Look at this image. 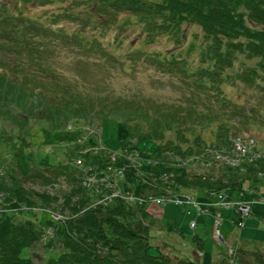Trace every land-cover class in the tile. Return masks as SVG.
Masks as SVG:
<instances>
[{
  "label": "trees",
  "instance_id": "obj_1",
  "mask_svg": "<svg viewBox=\"0 0 264 264\" xmlns=\"http://www.w3.org/2000/svg\"><path fill=\"white\" fill-rule=\"evenodd\" d=\"M68 1L0 2V149L24 148L31 140L32 126L44 125L49 132H62L92 115L117 121L126 134L120 140V152L112 159L105 150L79 154L83 147H76L71 157L67 154L65 164L50 166L45 161L47 169L39 175L36 189L26 188L20 180L29 176L32 159L24 162L21 154L15 155L10 169L0 173V264H33L23 258V251L47 238L34 222H16L9 211L18 209H47L60 219L51 225L52 241L44 245L55 253L44 264H203L153 245L144 222L146 207H160L154 200L169 198L179 186L205 188L214 194L224 191L232 200L242 201L238 196L243 195L250 203L264 199V153L259 154L254 147L238 158L235 166L216 159L218 155L236 158L234 140L248 139L243 133L235 135L239 131L235 119L243 118L244 110L224 95L222 84L230 80L227 71L239 65L232 81L254 87L264 96V0H70L65 7ZM20 6L61 8L54 13L46 10L45 20L51 24L44 25L8 15V10ZM123 14L143 25L149 41L168 35L178 42L184 26L195 25L201 30L200 67L195 75L196 86L208 93V102H201L206 110L203 115L186 109L182 117H175L161 107L152 115L141 113L139 104L134 108L127 102L94 100L54 69L52 55L59 42L73 41L72 45L103 52L107 57L95 37L91 43L82 40L98 17L114 24ZM82 16L87 17L85 22L75 23ZM60 17L79 25L78 33L68 35L53 29ZM5 52L13 58L4 56ZM255 114L263 121L262 109ZM201 126L215 127L211 142L202 132L195 133ZM170 130H174L176 142L166 138ZM137 151L140 161L132 156ZM142 152L156 154L146 157ZM146 159L151 161L145 163ZM197 169L202 172L197 173ZM94 175L128 183L91 190L84 180ZM259 206H254L252 219L258 217L264 223V208ZM233 253L232 249V254L227 252L229 256L224 258L218 253L221 258L217 264H250L244 258L237 262Z\"/></svg>",
  "mask_w": 264,
  "mask_h": 264
},
{
  "label": "rangeland",
  "instance_id": "obj_2",
  "mask_svg": "<svg viewBox=\"0 0 264 264\" xmlns=\"http://www.w3.org/2000/svg\"><path fill=\"white\" fill-rule=\"evenodd\" d=\"M69 3L70 0L64 4L65 7ZM18 8L17 10H8V15L15 18L31 19L38 24L50 25L51 21L45 20L46 13L44 14V12L46 10L57 12L61 6L44 8L20 6ZM113 18L115 19L114 16ZM81 19L75 23L85 22L87 17L82 16ZM57 20L59 22L53 27L55 30H63V33L66 32L68 35L78 33L80 30V26L74 24L70 18L60 17ZM97 20L94 27L90 25V30L86 31V39H83L82 42L91 43L95 37L96 41L102 44L107 57L103 52L89 51L85 47L81 49L77 45H72L73 41L70 44L59 42L52 55L54 69L73 83L81 93L94 100L101 99L102 102L105 101L104 103L110 101L109 104L122 101L129 103L134 108L139 104L143 110L141 113H151L152 115H154L153 111L160 107L161 111L164 110L175 117H182L186 109L200 111L202 115L205 113L206 110L201 106V102L203 105L208 102L206 100L208 93L196 86L195 71L200 67L199 42L202 38L201 30L197 26H184L181 32L182 37L178 42L168 35H161L159 38L149 41L146 39L143 25L130 15L118 16L114 24L105 22L103 18L99 17ZM38 34L42 39L41 32ZM36 41L41 42L37 39ZM5 53L4 56L7 58H13L8 52ZM1 57H3L2 53H0ZM238 71L239 65H236L233 70L227 71L226 75H229L230 80L222 84L224 95L244 110L242 120L235 119L234 125L239 128L235 135L243 133L244 137L252 139L254 143L251 149L256 147L258 153L263 154L264 118L262 121L255 112L257 109L264 111V96L254 87L240 81H232V76ZM194 113L198 115L197 112ZM195 131V133L202 132L205 138L211 142L214 138L215 127L201 126L197 127ZM30 133L31 140L24 148L16 151L5 147L0 149V173H5L10 169L17 153L21 154L20 160L24 162L29 157L33 161V164L30 165V174L20 180L23 181L26 188L36 189L40 185L39 175L47 169L45 161L50 166L65 164L68 160L67 154L70 153L71 157L73 148L76 147H83L79 154L105 150L109 158L112 159L120 152L119 143L125 136L126 129L117 121H105L92 115L86 122L72 123L62 132L52 133L44 125H35L30 128ZM174 133V130H170L165 133V136L176 142ZM151 146L156 148L154 144ZM142 153L146 157H154L156 154L154 152L152 154ZM139 154H141L139 151L132 154L136 161H140L137 157ZM238 158L240 156L237 153L236 159ZM150 161L151 159H146L145 163ZM196 171L197 173L202 172L200 169ZM258 176L263 177L262 174ZM104 181H107V184H103ZM119 182L122 185L128 183V181L123 182L120 178L114 180L99 178V175L88 176L84 180V184L91 190L110 188L113 184H120ZM225 193L223 191V193L214 194L213 191L209 192L205 188H182L179 186L176 193L171 195L174 197L164 199V203L160 207L156 205L149 209L146 207L144 222L149 228L148 234L151 243L193 262L217 264L221 253L223 258L225 255L229 256L227 254L229 248L219 243L223 237L226 244L233 249V255L235 254L237 262L244 258L250 264H261L260 262L264 264L263 222H260L257 217V219L248 220L244 229L235 228L233 224L237 222L236 212H226L221 206V204L232 200ZM131 197H129L130 200ZM238 197L242 201L233 200L242 203L249 202L243 198V195ZM184 198L195 200L207 213L197 218L194 228L190 227L194 215L188 214V205H183L180 202ZM194 204L191 208L195 210L197 205ZM260 204L259 207L264 208V203ZM18 210L16 212L9 211L13 216L15 215L16 222L25 220L34 222L42 227L47 237L37 245L25 249L22 256L33 264H44L55 253L46 250L45 246L53 239L54 230L51 225L56 224V221H60V219L47 209ZM18 212L20 214L16 215ZM208 213L222 214L224 220L219 231L220 239L212 238L213 215ZM49 222L51 224L47 225ZM255 254L258 256L257 258L253 257Z\"/></svg>",
  "mask_w": 264,
  "mask_h": 264
},
{
  "label": "built area",
  "instance_id": "obj_3",
  "mask_svg": "<svg viewBox=\"0 0 264 264\" xmlns=\"http://www.w3.org/2000/svg\"><path fill=\"white\" fill-rule=\"evenodd\" d=\"M252 146H253V141L252 140L242 141L240 139H238L235 142V145H234V147H235V149H236V151L238 153V156H240V157L245 156L246 154H248L249 153L248 150H250ZM208 151H212V153L218 154V151L213 150V149H208ZM216 159L220 160L219 162L231 163L233 166L236 165V164H234L235 162H239V160L236 159V158L221 157L220 155L216 156ZM172 197H174V196L169 197V199H171ZM131 199H132V197H131ZM128 200H130V199L128 198ZM152 201H153V199H152ZM154 201L155 202L157 201V203H159L161 205L164 203V199L163 198H160V199H157V200H154ZM193 201H194L195 204L193 203ZM180 202L183 205H188V208H189V209H187L188 214H190V210H193L197 216H199V215L204 213V209H202L201 204L197 203L195 200H192L190 198H184ZM254 203L258 204V202H254ZM254 203H251V204L249 203V205H248V203H245V202L242 203V202H239V201H230V202H226V204H221V206L225 210H234L238 214L239 220L237 221V226L239 228H242L244 226L243 220L249 218L253 214L252 205ZM260 203H264V199H262L260 201ZM192 204L197 205L195 207V210L193 208H191ZM195 223H196V221L193 220V222L190 224V227L194 228L195 227ZM220 224H221L220 214L219 213H215L214 214V224H213V237L217 238V239H220V233H219ZM231 252L232 251L230 250V253Z\"/></svg>",
  "mask_w": 264,
  "mask_h": 264
}]
</instances>
